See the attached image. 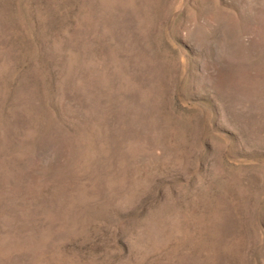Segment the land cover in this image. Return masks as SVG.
<instances>
[{
	"label": "rangeland",
	"instance_id": "obj_1",
	"mask_svg": "<svg viewBox=\"0 0 264 264\" xmlns=\"http://www.w3.org/2000/svg\"><path fill=\"white\" fill-rule=\"evenodd\" d=\"M0 264H264V0H0Z\"/></svg>",
	"mask_w": 264,
	"mask_h": 264
}]
</instances>
